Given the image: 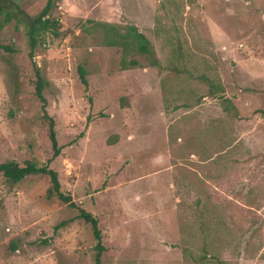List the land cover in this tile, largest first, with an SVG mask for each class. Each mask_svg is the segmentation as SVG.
Masks as SVG:
<instances>
[{
    "label": "rangeland",
    "instance_id": "1",
    "mask_svg": "<svg viewBox=\"0 0 264 264\" xmlns=\"http://www.w3.org/2000/svg\"><path fill=\"white\" fill-rule=\"evenodd\" d=\"M46 2L14 0L30 16ZM49 16L59 34L32 58L22 21L0 28L15 50H0V162L54 170L75 206L44 173L0 176V264H93L78 208L101 264H264V0H54ZM98 22L137 27L158 62L105 45Z\"/></svg>",
    "mask_w": 264,
    "mask_h": 264
},
{
    "label": "trees",
    "instance_id": "2",
    "mask_svg": "<svg viewBox=\"0 0 264 264\" xmlns=\"http://www.w3.org/2000/svg\"><path fill=\"white\" fill-rule=\"evenodd\" d=\"M53 4L54 0H47L45 6L37 15L30 16L24 13L18 6V4L14 3V0H0V28L10 22L12 19H15L18 22L22 21L27 29L29 45L28 56L30 58L35 56L37 49L43 43V35L45 32L51 31L55 36L59 34V30L57 27L58 20L52 19L49 16V10ZM97 24L102 28L103 43L105 45L120 46L125 54H127L128 52H136L138 54H144L145 56H147L152 63L156 64L158 62L152 43L141 31H139L137 27L128 25L124 30H121L120 28H117L112 24H107L104 22H98ZM0 50L15 52L12 47L3 44H0ZM121 63L123 65L126 64V60L124 57L121 58ZM128 63L129 65L134 66L137 64V61L132 58L128 61ZM34 70L36 75L35 95L41 102L42 116L47 120L49 139L51 142L53 155L56 156L59 153V147L56 140L54 120L47 114V111L45 109L46 99L43 96V89L48 85V81L39 67L34 66ZM78 73L82 83L87 85L86 70L82 65H78ZM211 90L223 91V88L220 85L211 82ZM231 107L227 106L226 109L229 110L231 109ZM34 172L44 173L49 176L50 187L48 188V193L52 195L56 194V196H58L60 200L69 203L73 207L75 206V203L71 200V198L64 195L60 191V184L57 179V173L54 170L49 169L45 166H37L33 161L30 160H26L23 164H19L14 160L0 162V176H2L5 182L9 185L16 184L27 174H31ZM78 210V217L84 219L91 225L92 233L96 240V243L94 245L95 253L93 255V264H101V253L104 247L101 244V235L97 225V219L83 208H78ZM66 223V221L59 222L55 225V229L64 226ZM10 248L14 250L15 244L12 243ZM217 264L226 263L223 260L218 259Z\"/></svg>",
    "mask_w": 264,
    "mask_h": 264
}]
</instances>
